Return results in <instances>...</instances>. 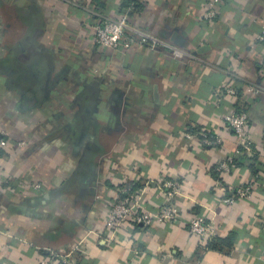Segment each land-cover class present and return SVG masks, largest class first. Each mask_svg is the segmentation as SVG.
I'll use <instances>...</instances> for the list:
<instances>
[{"label":"crops","instance_id":"crops-1","mask_svg":"<svg viewBox=\"0 0 264 264\" xmlns=\"http://www.w3.org/2000/svg\"><path fill=\"white\" fill-rule=\"evenodd\" d=\"M209 1L0 0V264H264V0H224L205 21ZM124 17L130 38L173 48L99 46L96 25ZM235 110L251 150L225 125ZM167 180L182 186L178 221L125 223L106 241V200L130 194L153 214ZM242 184L251 198L224 204L221 186ZM195 217L216 234L191 235Z\"/></svg>","mask_w":264,"mask_h":264},{"label":"built area","instance_id":"built-area-1","mask_svg":"<svg viewBox=\"0 0 264 264\" xmlns=\"http://www.w3.org/2000/svg\"><path fill=\"white\" fill-rule=\"evenodd\" d=\"M224 0H210L208 5L204 9L203 19L205 21L215 20L218 16V7L223 4ZM130 31V27L127 18L121 19H103L94 28L96 43L105 48L113 51H128L133 44H138L140 47H164L173 48L168 42H165L154 35L145 31H135L137 39L130 38L127 35V31ZM0 34H1V22H0ZM258 40H264V30L261 35L258 36ZM176 57H181L182 54L178 50H174ZM262 69L264 72V61L262 62ZM254 91V88H250ZM226 93L235 95L233 88H227ZM225 125L227 129L232 130L238 136L245 149L251 150L253 144L252 138L247 134V128L250 123V118L247 113L234 111L226 114ZM4 132H0V148L8 146L7 140L3 137ZM188 138H191L188 135ZM202 139L205 144L211 146H217L221 143L220 138L211 131H205L202 133ZM25 143H19L18 146L22 147ZM234 168V161L229 159L219 164L218 172L221 175L229 173ZM2 179V173L0 171V180ZM24 189L30 191L31 189L40 190L41 184L22 185ZM165 189V203L156 213H149L138 205L136 197L127 196L125 199H121L119 196H115L114 199H107L106 203L110 206L109 218L107 220V227L113 231L108 234L106 241L111 242L114 235L121 232V229L125 223H131L135 226L142 228H149L153 225H167L174 224L178 221V209L175 205V197L182 192L181 184L176 180H167L163 184ZM221 190L225 193L222 202L233 208L238 200L250 199L253 194V186L251 184H242L237 187L221 186ZM128 195V194H127ZM187 229L191 235L201 238L212 237L216 234V230L213 223L206 217H195L187 222ZM39 264H71L68 257H64L60 260L57 259H44L40 260Z\"/></svg>","mask_w":264,"mask_h":264},{"label":"trees","instance_id":"trees-1","mask_svg":"<svg viewBox=\"0 0 264 264\" xmlns=\"http://www.w3.org/2000/svg\"><path fill=\"white\" fill-rule=\"evenodd\" d=\"M253 161H254V162L252 163V166H251L252 170L256 169V167L259 168V166H261V164H260L258 161H256L255 158H254ZM261 167H262V166H261ZM256 172H257V170H256ZM127 196H128L127 194H124V195H123V199L126 198ZM129 196H130V194H129ZM218 242H220V243H225V244H227L229 247L231 246V244L229 243V238L226 239V240H224V241H222V242L218 240ZM208 249H217V250H219L220 248H218L217 246H215V245L212 243V244H209V245H208Z\"/></svg>","mask_w":264,"mask_h":264},{"label":"water","instance_id":"water-1","mask_svg":"<svg viewBox=\"0 0 264 264\" xmlns=\"http://www.w3.org/2000/svg\"><path fill=\"white\" fill-rule=\"evenodd\" d=\"M177 43H178V44H180V45L182 44V43H180V38H178V41H177Z\"/></svg>","mask_w":264,"mask_h":264}]
</instances>
